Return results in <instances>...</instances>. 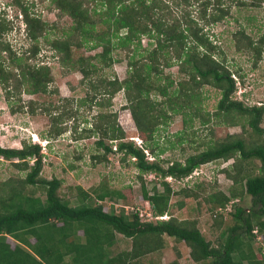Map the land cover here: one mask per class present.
Here are the masks:
<instances>
[{
    "label": "trees",
    "instance_id": "trees-1",
    "mask_svg": "<svg viewBox=\"0 0 264 264\" xmlns=\"http://www.w3.org/2000/svg\"><path fill=\"white\" fill-rule=\"evenodd\" d=\"M47 1L57 10V17H69L70 24H48L38 15L30 14L26 6L18 4L23 23L21 31L27 43L24 48L21 45L17 49L12 48L5 38L12 25L0 16V86L6 100L17 96L20 91L27 94L56 92L55 87H50L52 76L49 66L34 60L40 49L38 38L45 37L48 29H55L59 34L45 39L48 48L61 68H76L92 91L89 97L78 100L79 104L85 100L91 102L96 93L100 100L94 103L99 107L108 106L111 97L122 90L146 149L124 140L114 113L98 112L90 128L82 131L85 134L77 137L99 132L94 146L102 149V153L91 155L92 160L100 161L112 151L104 139L116 141L113 151L133 158L139 173L153 172L163 179L161 190L153 188L148 192L141 176H138L141 197L153 216L166 214L172 190L164 178L178 181L200 165L217 159L235 158L231 168L224 170L232 183L227 193L219 190L208 195L206 201L212 205L210 209L217 213L242 193L249 197L250 206L247 212L240 206L230 212L233 222L220 231V241L213 246L191 220H179L171 215L148 220L140 218L135 210L130 213H125L123 209L117 213L112 209L104 210L102 201L122 195L103 184L92 188L90 193L75 186L74 200L62 199L58 195L60 179L40 176L42 165L38 144L22 142L18 148L0 146V158L26 170L18 186H11L7 180L0 187V264H126L158 250L159 244L150 238L159 240L163 236L183 242L189 248L194 264H264V128L259 126L264 106L245 105L233 97L236 88L225 57L207 32L210 24L228 14L229 7L224 6L222 0ZM236 2L258 6L264 0ZM97 3L100 8L96 9ZM15 28L18 33L19 28ZM142 37L152 40V43L144 53L131 57L139 49ZM231 37L235 50L249 54L252 67L255 66L260 59L264 36L252 39L243 28H238ZM88 43L89 48L99 47L100 50L92 56L73 59L71 46L81 47ZM113 50L123 51L128 58V69L122 80L116 77L99 78L95 74L101 67L110 66ZM171 65L176 66L181 76L176 81L163 72ZM204 85L219 90L215 109L210 112L200 108V89ZM151 92L160 98L151 99ZM62 100L68 101L66 98ZM13 103L16 104L11 101L8 104L11 112L21 110L23 106L30 113H34L36 108L46 112L50 121L47 133L51 137L65 130L63 119L72 112L71 108L54 112L58 106L51 102L28 100L23 105L14 100ZM173 114L180 115L184 131L190 127L192 119L201 124L211 120L214 124L227 126L245 123L259 139L255 144L246 145L242 139L229 134L224 139L207 143L202 150L187 155L182 161L173 160L163 167L156 159H146L143 149L153 153L151 134L157 125L165 123ZM73 129H76L75 125ZM181 139L184 140L181 135L176 137L178 142ZM249 159L256 160L257 172L250 174L243 171L240 174L238 160ZM25 185L33 189L27 192L22 189ZM35 191L39 194L36 195ZM180 191L187 195L192 193L189 188ZM177 204L180 206L182 202ZM218 219L217 223H220L221 216ZM114 233L132 239L131 247L123 258L106 254L105 249L115 242ZM252 237L260 239L262 244L255 249L260 258L256 257L251 246ZM7 238L13 241V245Z\"/></svg>",
    "mask_w": 264,
    "mask_h": 264
},
{
    "label": "rangeland",
    "instance_id": "rangeland-1",
    "mask_svg": "<svg viewBox=\"0 0 264 264\" xmlns=\"http://www.w3.org/2000/svg\"><path fill=\"white\" fill-rule=\"evenodd\" d=\"M236 1L238 0H222L224 6L229 7V12L220 21L210 24L207 32L209 38L214 40L225 57V64L230 70V75L235 83L236 92L233 97L241 100L245 105L261 104L264 106V45L261 49L259 61L252 67L248 59L249 54L236 51L231 37V34L238 28H243L244 32L252 39L264 36V3L258 6H250L239 4ZM18 4L26 6L30 14L38 15L41 20L48 24L53 22L57 26H68L70 24L69 17L64 15L61 18L57 17V10L47 0H0V16L5 17L12 25L11 31L5 35V38L11 43L13 49H17L20 45L23 48L27 46L21 31L23 23ZM95 8H100V4L97 3ZM16 26L19 28L18 33ZM58 34L59 32L51 28L45 33V37H39L40 49L34 57L35 61H41L49 66L52 76L50 87H55L56 92L27 94L20 91L17 94L18 97L10 96L9 101L16 104L13 101L17 100L18 103L23 105H26L28 100L51 102L52 105L58 106V109L54 112L71 108V115L69 117L65 116L62 122L65 130L55 137L48 136L49 116L46 112L39 111L38 108L34 113L28 112L26 106H23L21 110L11 112L8 105L9 101L6 100L4 91L0 86V146L18 148L21 147L22 142L38 144L42 165L40 176L47 179L51 177L60 179L58 195L62 199H68L72 202L75 186H80L90 193L92 188L103 184L110 189L118 190L122 195L119 198L114 197L102 201L101 204L104 210L112 209L116 213L120 209H123L125 213L135 210L138 215L144 213L149 207L141 197V181L138 176H141L143 185L148 192H151L153 188L161 190V180L163 179L153 172L139 173L134 167L132 158L129 156L123 157L121 152L113 151L116 141L104 139V142L110 145L112 151L105 154V157L100 161L92 160L91 155L102 153V149L94 146L99 132L77 137L79 134H85L82 131L90 128L98 112L114 113L116 123L123 131L124 140H130L137 146L134 140L138 138L141 140V146L144 147L142 138L127 108L124 94L122 90L117 91L111 97L109 105L104 107H99L94 103L95 100H100L96 93L91 102L85 100L83 104H79L78 100L83 99L85 96L89 97L92 91L88 88L86 79L82 78L76 68L70 70L61 68L56 61V57L48 48L45 39L49 40ZM150 43H152V40L142 37L139 49L133 52L131 57H137L138 54L144 53L145 48L148 49ZM89 46V43L81 47L71 46L72 58L92 56L100 50L99 47L89 48ZM112 56L113 60L110 66L101 67V70L95 74L99 78L111 79V77H116L118 80H122L128 69L126 64L128 58L123 51L120 52L119 50H113ZM163 72L169 74L174 81L181 77L174 65L164 68ZM149 97L154 100L160 98L154 92H151ZM200 97L201 110L213 111L219 98V90L204 85L200 89ZM63 98L68 99V101L62 100ZM74 125L76 129H73ZM259 126L264 128V114H262ZM183 131L181 117L178 114L171 115L165 123L157 125L150 136L151 145L154 148L153 153L146 150L148 154H145L143 151L146 159H156L165 167L170 161H182L187 155L202 150L207 143L224 139L229 134L242 139L246 145L255 144L259 139L245 123L243 125L227 126L223 123L214 124L211 120L201 124L197 119H192L190 127L184 131L188 135H185ZM180 135L183 136L184 140L181 139L178 142L176 137ZM186 136H188L187 139H185ZM144 148L146 149V147ZM234 160L235 158L224 161L221 159L210 161L200 165L188 176L178 181L169 177L164 178L165 181L169 182L172 190L169 195L166 215H171L179 220L194 221L204 239L208 240L213 246L220 241V231L227 225L232 224L233 218L230 212H233L236 206L243 207L247 212L250 206L249 197L243 193L217 213L210 209L212 205L206 201V198L212 192L220 190L227 193L232 181L227 178L224 170H229ZM165 161L168 162L165 163ZM238 165L241 169L240 174L243 171L250 174L257 172L256 160H238ZM25 172L26 170L11 165L10 161L0 158V187L7 180H9L11 186H18L20 184L18 182L24 177ZM182 188H189L192 193H189V195L182 193L180 191ZM22 189L29 192L33 188L30 185H25ZM35 194L37 195L39 192L35 191ZM178 201L182 202L180 206L177 204ZM219 216H221L222 221L217 223ZM139 217L143 218L141 215ZM78 234H81L80 231H78ZM256 234L260 235L259 233ZM114 235L115 242L105 249L106 254L110 257L120 256V258H123L124 253L131 247L132 239L118 233H114ZM150 240L159 244L158 250L125 263L194 264L189 256V248L183 242L174 241L167 236H163L159 240L157 238H150ZM259 240L255 237H252L251 240V246L257 258H260V254L255 249L262 245ZM7 241L13 245L10 238H7ZM262 252L264 253V248H262Z\"/></svg>",
    "mask_w": 264,
    "mask_h": 264
},
{
    "label": "built area",
    "instance_id": "built-area-1",
    "mask_svg": "<svg viewBox=\"0 0 264 264\" xmlns=\"http://www.w3.org/2000/svg\"><path fill=\"white\" fill-rule=\"evenodd\" d=\"M236 92V91H235ZM135 141V143L137 144V146L138 147H141V144H140V142H141V140H139L138 138L137 139H135L134 140ZM113 149H114V147H113ZM143 151L145 152V154H148V152L145 150V149H143ZM146 156H148V155H146ZM133 159V158H132ZM170 178V177H169ZM168 179V178H167ZM219 210V209H218ZM142 216L143 217V219H148V220H150V219H163V218H165V216H166V214H163V215H158V216H153L152 215V213L150 212V210H149V208H147V211L146 212H144V213H139V216Z\"/></svg>",
    "mask_w": 264,
    "mask_h": 264
},
{
    "label": "clouds",
    "instance_id": "clouds-1",
    "mask_svg": "<svg viewBox=\"0 0 264 264\" xmlns=\"http://www.w3.org/2000/svg\"><path fill=\"white\" fill-rule=\"evenodd\" d=\"M166 218V217H165Z\"/></svg>",
    "mask_w": 264,
    "mask_h": 264
}]
</instances>
